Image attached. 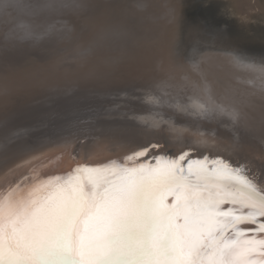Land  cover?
Segmentation results:
<instances>
[{
	"label": "snow or ice",
	"instance_id": "snow-or-ice-1",
	"mask_svg": "<svg viewBox=\"0 0 264 264\" xmlns=\"http://www.w3.org/2000/svg\"><path fill=\"white\" fill-rule=\"evenodd\" d=\"M191 4L172 0L168 6L169 36L158 59L154 41L138 37L134 29L119 22L103 29L84 23L86 10L94 15L100 7H127L118 0L104 5L0 0V14L14 7L20 16L62 19L61 35L70 44L86 40L80 64L84 80L104 82L148 71L173 81L183 64L180 38L185 33L197 47L202 34L223 38L219 29L207 28L190 13ZM135 7L147 5L141 0ZM226 58L249 60L253 71H264V41L258 50L234 42ZM210 90L206 81L205 91ZM8 92L5 85L0 94ZM205 104L210 107L198 105L201 115L227 118L228 142L211 137L210 146H199L185 135L180 148L149 139L96 151L83 140L79 152L67 145L60 150L66 167L43 173L44 179L21 174L19 183L7 180L15 168L0 167L5 176L0 189L8 184L0 191V264H264V147L259 155L241 154L245 134L256 123V103L217 98ZM177 108L189 112L187 106ZM259 126L264 140V93ZM161 153L171 159L162 164ZM149 159L155 163L146 164ZM23 166L36 165L26 161Z\"/></svg>",
	"mask_w": 264,
	"mask_h": 264
},
{
	"label": "bare ground",
	"instance_id": "bare-ground-1",
	"mask_svg": "<svg viewBox=\"0 0 264 264\" xmlns=\"http://www.w3.org/2000/svg\"><path fill=\"white\" fill-rule=\"evenodd\" d=\"M232 1L229 3L239 17L254 11L264 19V0ZM108 2L109 0H85V3L97 5H104ZM118 2L127 5V7L115 9L100 7L94 15L85 13L84 23L93 29H103L110 24L119 22L134 29L138 37L154 41L155 57L158 59L163 56V48L169 36V29L166 26L168 25L166 21L167 5H170L171 0H142L147 5L143 10L135 7L136 3L141 0H118ZM0 15L4 16V14ZM24 20L26 19L24 18ZM29 20L31 21L30 18ZM245 26H247L246 23ZM244 30L245 28L240 29L239 33ZM62 31L61 29L52 30L44 42L37 45L24 43L26 47L31 46L30 48L35 50L33 56H36L35 62L39 65L32 64L33 69L31 68L28 73V70L23 71L24 73L21 71L18 74L10 75L9 80L0 81V93L5 85L9 89L6 97L0 94V135L7 131L12 132L24 121L31 123V120L34 119L33 122H39L54 115L55 112H63L66 115L26 130L23 135L14 140L2 139L0 141V158L16 150L21 146L17 145L20 142L24 143L31 136L51 125L86 113L100 111L112 113L111 111L115 112V105L124 109L133 108L128 105L130 102L145 105L147 108L152 106L157 111L166 114L191 118L206 125L225 129L229 133L226 117L215 112L201 115L203 110L198 105L204 104V108L208 109L210 104H205V101L210 99H251L257 106V119L255 126L246 132L244 140H254L255 143L264 145L259 126L260 98L264 93V71H253L248 67L249 63L246 66L237 65V61L230 62L226 58L227 55H219L202 59L198 63L188 66H180L177 69L178 75L173 81H168L163 75L154 78L148 71L136 77L121 76L104 82L88 81L82 78L83 74L80 71V64L83 60L81 51L86 46V40L70 44L61 35ZM256 31L258 32L257 29ZM91 35L92 33H89L86 39H90ZM262 39L264 40V38ZM214 44L212 43V45ZM21 45L23 46V44ZM27 53V50L21 49L16 57L21 58L23 55L33 54ZM150 66L154 67V62ZM18 77L21 78L19 81L16 80ZM206 81L211 82V90L208 92L205 91ZM84 99L85 101H82ZM122 100H126L127 103ZM21 104L23 106H20ZM177 104L187 106L189 112H179Z\"/></svg>",
	"mask_w": 264,
	"mask_h": 264
},
{
	"label": "water",
	"instance_id": "water-1",
	"mask_svg": "<svg viewBox=\"0 0 264 264\" xmlns=\"http://www.w3.org/2000/svg\"><path fill=\"white\" fill-rule=\"evenodd\" d=\"M122 102L127 103L126 100ZM128 105L133 108L124 109L115 105V112L111 111L112 113L100 111L74 116L40 130L24 143L20 142L17 145L21 146L16 150L0 158V167L5 168V171L9 167L16 169L14 175L7 176V180L9 182L16 180L19 183L23 179L21 174L30 178L40 175V178L44 179L43 173L55 172L57 168L66 167L61 163L63 153L60 150L67 145L69 151L75 146V150L79 152L83 140H87L89 148L96 151H103L113 146H131L149 139L159 140L162 143L167 141L169 147L180 148L184 146L185 135L192 138L191 143L199 146H210L213 142L211 137H216L222 142L229 141L230 133L225 129L184 116L166 114L152 106L147 108L136 102H130ZM177 116L180 117V122L177 121ZM185 129L188 130L187 133ZM260 144L255 143L254 140H244L241 154L259 155L261 147H264ZM46 157H51V160H46ZM37 158L44 163H37ZM159 159L163 164L171 157L161 153ZM26 161H32L36 165L35 168L26 169L23 166ZM154 163L151 159L146 161L148 165ZM16 165L22 167L16 168ZM4 182L5 176L0 175V183ZM7 187L8 184H5V189L0 191L6 190ZM12 187H15V184Z\"/></svg>",
	"mask_w": 264,
	"mask_h": 264
},
{
	"label": "rangeland",
	"instance_id": "rangeland-1",
	"mask_svg": "<svg viewBox=\"0 0 264 264\" xmlns=\"http://www.w3.org/2000/svg\"><path fill=\"white\" fill-rule=\"evenodd\" d=\"M229 2H233V1L232 0H192V4L189 9L190 13L196 18H198L201 24L205 23L206 25L205 24L204 25L207 28L211 30L219 29L220 32L223 33V38L219 40H215L212 37H210V35L202 34L204 39L202 41V44L199 47H197L195 45L194 38L189 34L185 33L180 38V48L184 53L183 64L181 66H188L194 63H198L202 59L211 58L213 56L227 55L228 47L234 42L241 41L240 43L242 44H245L257 50L259 49L261 42L264 41L262 39L264 38V28L262 29V27H264V22H261L264 21L263 17H260L257 14H255L254 11H251L248 15H242L239 17V15H237V12L231 7V4ZM168 6L169 5H167V8ZM211 12L213 13L211 14ZM85 13L88 14V11L86 10ZM2 16L3 15H0V35H1L0 36V51H1L0 81L9 80L10 75H13L15 73L18 74L21 71L23 72L28 70L27 71L28 73L29 71H31V68L33 69L32 64L39 65L38 63L35 62L36 56H33L34 55L33 52L35 50H32V48H30L31 46L26 47L24 43H30L36 45L40 44L44 42L45 38L48 37V35L51 33L52 30H56V29L63 30V25H64V21L59 17L20 16L17 14V10L14 7H10L9 9H7L6 13H4V16L3 17ZM24 18L26 20L23 21ZM29 18L31 19V21L29 20ZM244 22L247 24V26H245ZM166 26L168 28V25ZM243 27L245 28L244 32L239 33L240 29H244ZM255 28L258 30V32L256 31ZM242 40H244V42H242ZM212 43L213 44L215 43L214 44L215 46L212 45ZM21 44H23V46ZM32 47L34 48L33 45ZM21 49H23V51L27 50L28 52L27 54H32V53L33 54L26 56L23 55V57L17 58L16 57L17 53ZM247 63L250 64L251 61L246 59H241L237 61V65H241V66H246ZM20 79L21 78L18 77L16 80L19 81ZM82 101H85V99ZM20 106H23V104H21ZM192 112L195 111L192 110ZM65 115L66 114L63 112H55L54 115L39 122L38 121L33 122L34 119L31 120L32 122L29 121L31 123H28V121H24L20 123L21 125L17 126L16 129H14L12 132L7 131L1 134L0 141L4 138L14 140L18 138L20 135H23V132L26 130L33 129L36 126L42 123H48L51 120H57V118L63 117ZM213 124H218V123H213Z\"/></svg>",
	"mask_w": 264,
	"mask_h": 264
}]
</instances>
